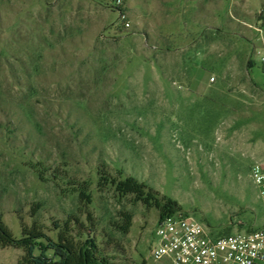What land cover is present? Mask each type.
I'll return each instance as SVG.
<instances>
[{
	"label": "rangeland",
	"instance_id": "374dc122",
	"mask_svg": "<svg viewBox=\"0 0 264 264\" xmlns=\"http://www.w3.org/2000/svg\"><path fill=\"white\" fill-rule=\"evenodd\" d=\"M256 163L264 0H0V227L15 240L161 264L159 211L100 176L133 177L224 234L263 226ZM11 244L0 264L30 260Z\"/></svg>",
	"mask_w": 264,
	"mask_h": 264
},
{
	"label": "built area",
	"instance_id": "2783aa9c",
	"mask_svg": "<svg viewBox=\"0 0 264 264\" xmlns=\"http://www.w3.org/2000/svg\"><path fill=\"white\" fill-rule=\"evenodd\" d=\"M251 178L264 206V163L252 166ZM150 256L161 264H264V223L248 231L213 234L179 210L158 220Z\"/></svg>",
	"mask_w": 264,
	"mask_h": 264
},
{
	"label": "trees",
	"instance_id": "16d2710c",
	"mask_svg": "<svg viewBox=\"0 0 264 264\" xmlns=\"http://www.w3.org/2000/svg\"><path fill=\"white\" fill-rule=\"evenodd\" d=\"M100 182H103L104 185H110L113 187L116 194L121 197L131 195L133 196L135 202L142 203L147 207H154L159 211V219H162L168 215L174 214L175 212L182 210L180 205L167 197H160L159 194L154 191L152 188H149L146 184L139 182L133 177H106L101 175ZM131 219L127 217V226H130ZM224 233V234H229ZM223 234V235H224ZM38 237L27 235L21 240H15L12 238L7 231L0 227V243L10 244L14 243L18 247H29V257L30 260H24L25 264H87V260H78L72 261L70 256V251L67 247L62 246L59 243H55L52 240H49L46 246H43L41 243L35 244V241H38ZM38 247V248H37ZM85 248L91 257V262L93 264H99L97 258V247L90 243H85ZM35 249L40 253L38 255L34 254ZM47 251L53 252V257L49 258L47 256Z\"/></svg>",
	"mask_w": 264,
	"mask_h": 264
}]
</instances>
